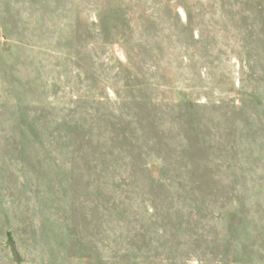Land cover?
Masks as SVG:
<instances>
[{"label":"rangeland","instance_id":"obj_1","mask_svg":"<svg viewBox=\"0 0 264 264\" xmlns=\"http://www.w3.org/2000/svg\"><path fill=\"white\" fill-rule=\"evenodd\" d=\"M0 264H264V0H0Z\"/></svg>","mask_w":264,"mask_h":264}]
</instances>
